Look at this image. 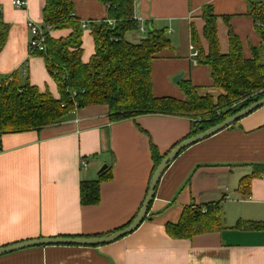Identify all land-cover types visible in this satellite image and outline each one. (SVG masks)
I'll return each mask as SVG.
<instances>
[{
  "label": "crops",
  "instance_id": "1",
  "mask_svg": "<svg viewBox=\"0 0 264 264\" xmlns=\"http://www.w3.org/2000/svg\"><path fill=\"white\" fill-rule=\"evenodd\" d=\"M14 1L0 0L1 19L9 26L0 53V81L14 75L20 87L29 83L57 98V86L44 59L29 53L28 23L44 25L46 0H23L25 9L16 8ZM72 2L75 16L88 25L83 31V61L87 63L95 50L89 25L107 21L108 13L99 0ZM134 3L135 18L145 32L129 33L126 39L138 44L150 30L166 29L173 48L153 63L156 97L185 100L179 85L173 83L180 74L182 81L201 88V94L218 92L211 88L209 69L194 56L193 29L208 50L202 20V8L207 5L218 16L223 54L229 51L225 18L246 59H252V49L263 46L250 9L253 3L264 8V0ZM51 36L67 37V32L53 31ZM191 126L188 118L161 115L112 123L106 106H90L59 124L0 136V247L44 238L104 237L127 227L149 188L151 142L164 155L190 135ZM104 166L112 168L113 178L101 184L98 205L83 206L81 183L98 180ZM259 166L264 167V106L181 153L163 175L147 220L133 234L101 247L29 248L0 257V264H264V231L232 229L238 221L264 223V181L262 175L252 177ZM245 180L251 182L247 196L238 190ZM223 197L222 231L190 240H175L167 234L166 225L178 223L186 207Z\"/></svg>",
  "mask_w": 264,
  "mask_h": 264
},
{
  "label": "trees",
  "instance_id": "2",
  "mask_svg": "<svg viewBox=\"0 0 264 264\" xmlns=\"http://www.w3.org/2000/svg\"><path fill=\"white\" fill-rule=\"evenodd\" d=\"M99 1L105 5L108 19L89 25L95 50L85 63L83 23L74 14L72 0H46L43 10L44 26L52 27L56 32L65 31L67 37L49 36L46 52L30 55L44 59L59 97L56 98L48 90L41 92L38 87L29 83L20 87L14 75L1 81L0 136L41 130L61 123L69 114L79 109L106 106L112 123L144 115L188 118L192 123L191 133L187 137L190 138L217 126L264 96V8L261 4L253 3L250 9V15L263 39L261 48L252 49V59L244 57L241 42L233 33L227 18L224 20L229 28V51L226 54L221 52L218 16L212 6L202 8V20L205 24L203 37L208 50L206 52L203 49L200 38L193 29L197 63L209 69L212 90L222 93L218 97L201 94V88L190 81H182L179 87L185 100H179L156 97L153 92V63L161 53L173 49L167 30L152 29L138 44L131 43L126 39L127 34L140 31V23L135 18L134 0ZM8 34L9 26L1 19L0 53L6 45ZM150 151L153 161L151 182L154 172L170 151L162 155L153 142ZM263 174L264 167L259 166L255 168L252 177ZM112 178V168L108 167L98 180L82 182L81 204L98 205L101 184ZM250 187V180H245L238 190L247 196ZM224 200L225 197L218 202L186 207L178 223L166 225L167 234L175 240H190L195 236L222 231ZM232 229L264 231V223L238 221Z\"/></svg>",
  "mask_w": 264,
  "mask_h": 264
},
{
  "label": "water",
  "instance_id": "3",
  "mask_svg": "<svg viewBox=\"0 0 264 264\" xmlns=\"http://www.w3.org/2000/svg\"><path fill=\"white\" fill-rule=\"evenodd\" d=\"M1 17H2V11L0 9V20ZM182 78H183V74L178 75L173 79V83L179 85L182 81ZM263 106H264V96L261 99L250 104L248 107L228 117L226 120H224L222 123L218 124L217 126H214L193 137L183 140L174 149H172L154 172L149 185L148 193L145 197L142 207L139 213L137 214V216L127 227L104 237L44 238V239H37L32 241H25L14 245L0 247V257L35 247H46V246H78V247H90V248L101 247L115 243L133 234L136 230L139 229V227L143 224V222L147 218L149 207L155 198L157 187L163 175L165 174L169 166L181 155V153L191 148L192 146H195L196 144H199L217 135L218 133L232 127L233 125H235L236 123H238L239 121H241L242 119L249 116L250 114H252L253 112H255L256 110L260 109ZM106 169L107 166H104L100 171V173H102Z\"/></svg>",
  "mask_w": 264,
  "mask_h": 264
},
{
  "label": "built area",
  "instance_id": "4",
  "mask_svg": "<svg viewBox=\"0 0 264 264\" xmlns=\"http://www.w3.org/2000/svg\"><path fill=\"white\" fill-rule=\"evenodd\" d=\"M13 5L18 9H25L27 6V2L23 0H16L13 2ZM112 24V22L109 21ZM88 25L83 24V28H86ZM28 29L31 34V40L29 42V53H44L47 50L46 41L49 36L53 33V28L49 26H39L34 24L33 22L28 23ZM140 32L144 33L145 29L140 28ZM198 53H195V57H197ZM1 85V81H0ZM82 168L86 170L87 164L82 161ZM261 179L264 181V175L261 176Z\"/></svg>",
  "mask_w": 264,
  "mask_h": 264
},
{
  "label": "rangeland",
  "instance_id": "5",
  "mask_svg": "<svg viewBox=\"0 0 264 264\" xmlns=\"http://www.w3.org/2000/svg\"><path fill=\"white\" fill-rule=\"evenodd\" d=\"M141 35H143V34H141ZM143 37L146 38L147 36L145 37V36L143 35ZM200 93H203V91L201 90ZM221 93H222V92H220V91H218V92H214V93L211 92L210 95H212L213 97H218V95L221 94ZM206 94H208V93H206ZM233 199H234V198H233ZM235 200H236V198H235Z\"/></svg>",
  "mask_w": 264,
  "mask_h": 264
}]
</instances>
